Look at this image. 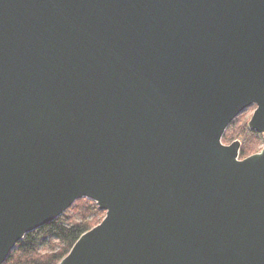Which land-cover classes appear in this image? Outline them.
Here are the masks:
<instances>
[{"label": "water", "instance_id": "95a60500", "mask_svg": "<svg viewBox=\"0 0 264 264\" xmlns=\"http://www.w3.org/2000/svg\"><path fill=\"white\" fill-rule=\"evenodd\" d=\"M264 0H0V264L77 200L57 264H264Z\"/></svg>", "mask_w": 264, "mask_h": 264}, {"label": "trees", "instance_id": "16d2710c", "mask_svg": "<svg viewBox=\"0 0 264 264\" xmlns=\"http://www.w3.org/2000/svg\"><path fill=\"white\" fill-rule=\"evenodd\" d=\"M238 120L239 117L230 123L222 142L225 145H229L232 141L238 138L241 139L240 158L242 159L258 151L255 149L258 142H260V135L254 131H249L247 122L240 126V128H237L236 124ZM69 212H77L83 219L90 214L103 215L104 213L98 210L96 205L91 201H87L86 199L75 201L64 214L53 222L26 234L10 253L4 264H57L68 254L72 245L83 233L99 224L102 220L101 217L94 224L86 225L73 221L68 215ZM53 241L58 242V245H52ZM44 244L49 246L48 250L50 252L41 254L40 248Z\"/></svg>", "mask_w": 264, "mask_h": 264}, {"label": "rangeland", "instance_id": "374dc122", "mask_svg": "<svg viewBox=\"0 0 264 264\" xmlns=\"http://www.w3.org/2000/svg\"><path fill=\"white\" fill-rule=\"evenodd\" d=\"M254 109H255V106H251L247 109H245L238 117H239V120H238V123L236 124L237 128H240V126H242L245 122L248 123L250 117L252 116L253 112H254ZM238 141H240V143H242V140L241 139H236ZM234 140V141H236ZM260 142H258V145L256 147L255 150H260L263 146H264V135H260V139H259ZM233 142V141H232ZM231 142V143H232ZM230 144V143H229ZM257 151V152H258ZM72 219L73 221L75 222H81L83 224H86V225H92L94 224L95 222L99 221L102 217H104V213L103 215H97V214H90V215H87L84 219L76 212V213H73V212H69L68 214ZM52 245L54 246H57L58 245V242L56 241H53ZM49 249V246H46L45 244L41 246L40 248V253L41 254H45L47 252H50ZM59 250V249H58ZM57 250V251H58Z\"/></svg>", "mask_w": 264, "mask_h": 264}]
</instances>
